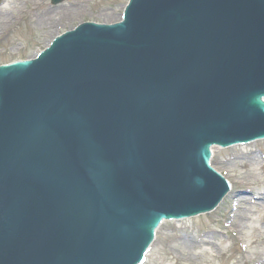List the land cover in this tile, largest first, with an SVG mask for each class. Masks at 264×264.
I'll return each mask as SVG.
<instances>
[{"label":"water","instance_id":"obj_1","mask_svg":"<svg viewBox=\"0 0 264 264\" xmlns=\"http://www.w3.org/2000/svg\"><path fill=\"white\" fill-rule=\"evenodd\" d=\"M85 21L0 65V264H136L228 191L210 146L264 138V0Z\"/></svg>","mask_w":264,"mask_h":264},{"label":"rangeland","instance_id":"obj_2","mask_svg":"<svg viewBox=\"0 0 264 264\" xmlns=\"http://www.w3.org/2000/svg\"><path fill=\"white\" fill-rule=\"evenodd\" d=\"M5 1L11 14L0 32V64L34 57L55 35L81 20L118 21L128 0H63L57 4L50 0H0V6ZM36 1L41 3L38 8ZM210 163L232 184L231 190L210 212L164 220L141 264H255L264 256V210L250 207L249 199L264 193V139L227 148L215 146ZM243 209L251 211L250 219L239 220L240 228L235 229L229 219ZM185 234L195 239L205 236L209 244L201 243L189 251L174 238ZM249 238L256 244H248Z\"/></svg>","mask_w":264,"mask_h":264},{"label":"bare ground","instance_id":"obj_3","mask_svg":"<svg viewBox=\"0 0 264 264\" xmlns=\"http://www.w3.org/2000/svg\"><path fill=\"white\" fill-rule=\"evenodd\" d=\"M30 1V0H29ZM38 1V0H37ZM35 3V6L38 8L41 3L40 2H37ZM10 11V8L8 7V4H6V1L0 6V32L2 33L7 24L9 23L8 21V15H10L11 13L9 12ZM253 160H254V163L256 162V159L255 157H253ZM252 202V205L251 206H260L263 210H264V193H261L259 195H252V197L249 198ZM250 210L249 211H244V209L242 211H239V212H236V213H233L231 215V218L229 219V222H232V224L234 225L235 229H238L240 228L239 226V220L240 222L242 220H245V222H247L250 217L249 215L250 214ZM231 224V223H230ZM242 227V226H241ZM257 229V228H256ZM251 236V235H249ZM175 239H179L182 241V246H184L185 249L187 250H193L195 249L196 247L199 246V244H209V241L206 240L205 236H202V239H198V238H194L193 236H189V235H184L183 237L179 238L177 235L174 236ZM250 239V242L248 244H251V245H255V241L254 240H251ZM247 243L245 244V249L247 246H249ZM192 253V252H191ZM255 264H264V256H261L259 257Z\"/></svg>","mask_w":264,"mask_h":264}]
</instances>
